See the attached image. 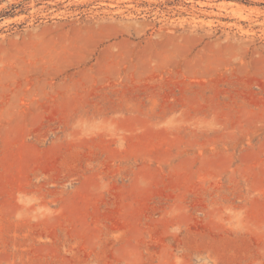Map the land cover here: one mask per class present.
Returning a JSON list of instances; mask_svg holds the SVG:
<instances>
[{
    "label": "rangeland",
    "instance_id": "1",
    "mask_svg": "<svg viewBox=\"0 0 264 264\" xmlns=\"http://www.w3.org/2000/svg\"><path fill=\"white\" fill-rule=\"evenodd\" d=\"M0 264H264V6L0 0Z\"/></svg>",
    "mask_w": 264,
    "mask_h": 264
},
{
    "label": "trees",
    "instance_id": "2",
    "mask_svg": "<svg viewBox=\"0 0 264 264\" xmlns=\"http://www.w3.org/2000/svg\"><path fill=\"white\" fill-rule=\"evenodd\" d=\"M231 2H237L246 5H261L264 6V2L257 3L255 0H226Z\"/></svg>",
    "mask_w": 264,
    "mask_h": 264
}]
</instances>
